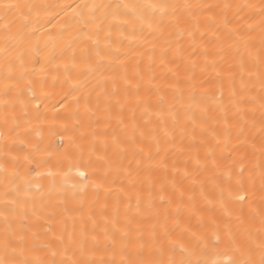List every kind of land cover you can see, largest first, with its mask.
<instances>
[{"label":"snow or ice","instance_id":"6c2138e0","mask_svg":"<svg viewBox=\"0 0 264 264\" xmlns=\"http://www.w3.org/2000/svg\"><path fill=\"white\" fill-rule=\"evenodd\" d=\"M61 13L0 0V264H264V0Z\"/></svg>","mask_w":264,"mask_h":264},{"label":"bare ground","instance_id":"6f19581e","mask_svg":"<svg viewBox=\"0 0 264 264\" xmlns=\"http://www.w3.org/2000/svg\"><path fill=\"white\" fill-rule=\"evenodd\" d=\"M37 2L60 5L67 10L68 16H64V13H61L60 16H57L55 20L52 21V25H56L55 29H53L52 25L47 26L48 30L53 31V33L55 34L56 31H59V25L57 24V21H61V17H63L64 20L69 19L72 16V10L76 7L77 4L81 3V0H37ZM240 2H244V0H240ZM253 2H258V0H253ZM64 90L65 91L67 90V86L65 87ZM57 91H60L59 87L57 88ZM69 102L71 103V101ZM72 110L74 109H70L69 111ZM61 111H63V109H61Z\"/></svg>","mask_w":264,"mask_h":264}]
</instances>
